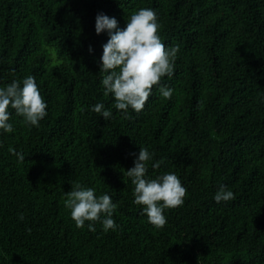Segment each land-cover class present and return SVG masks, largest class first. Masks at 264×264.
I'll return each mask as SVG.
<instances>
[{"label": "trees", "instance_id": "1", "mask_svg": "<svg viewBox=\"0 0 264 264\" xmlns=\"http://www.w3.org/2000/svg\"><path fill=\"white\" fill-rule=\"evenodd\" d=\"M141 8L179 51L125 115L105 95L109 35L95 18L122 30ZM28 76L47 115L31 126L10 108L14 131L0 130V264H264V0H0V88ZM140 148L146 179L174 173L187 190L162 229L134 203L126 171ZM76 184L111 197L115 231L76 227L65 207ZM222 185L234 200L215 202Z\"/></svg>", "mask_w": 264, "mask_h": 264}, {"label": "clouds", "instance_id": "2", "mask_svg": "<svg viewBox=\"0 0 264 264\" xmlns=\"http://www.w3.org/2000/svg\"><path fill=\"white\" fill-rule=\"evenodd\" d=\"M95 31L97 35L105 31L109 35L100 58V72L105 73L102 79L105 95L112 94L114 107L125 115L129 108L139 113L151 96L153 87L160 85L163 77L173 75L179 47L166 49L159 36L157 14L151 8L133 12L122 30L115 17L97 14ZM159 90L165 99L171 98L172 89L160 87ZM10 108L24 118L25 124L31 126H39V121L47 115V104L33 76L24 78L22 87L19 81H13L0 88V130L6 133L14 131L9 123ZM91 110L105 120L112 116V112L105 110L102 103H97ZM9 151L17 155L20 161L24 160V156L14 149L10 148ZM151 159L148 150L140 148L134 167L126 172L135 186L134 203L143 206L142 211L150 224L162 229L167 223L164 210L183 205L187 190L174 173L146 179L147 163ZM160 163L158 161L153 167L159 168ZM234 199V193L223 185L214 196L217 203ZM65 207L71 210V218L77 228H83L86 221L89 222V231H95L96 222L102 224L105 232L115 231L118 227L112 219L116 204L107 194L97 197L92 188L76 184L67 193Z\"/></svg>", "mask_w": 264, "mask_h": 264}]
</instances>
